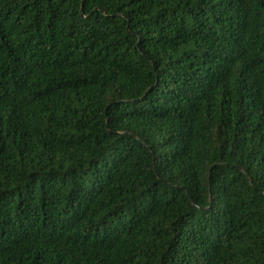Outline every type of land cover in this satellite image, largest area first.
Here are the masks:
<instances>
[{
	"label": "trees",
	"instance_id": "obj_1",
	"mask_svg": "<svg viewBox=\"0 0 264 264\" xmlns=\"http://www.w3.org/2000/svg\"><path fill=\"white\" fill-rule=\"evenodd\" d=\"M0 264H264V0H0Z\"/></svg>",
	"mask_w": 264,
	"mask_h": 264
}]
</instances>
